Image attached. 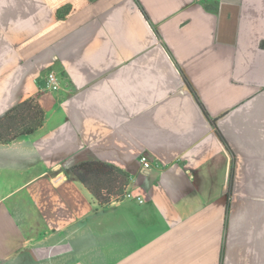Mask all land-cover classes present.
Segmentation results:
<instances>
[{"label":"crops","instance_id":"crops-1","mask_svg":"<svg viewBox=\"0 0 264 264\" xmlns=\"http://www.w3.org/2000/svg\"><path fill=\"white\" fill-rule=\"evenodd\" d=\"M29 99L0 264H264V0H0V118ZM86 162L134 198L99 206Z\"/></svg>","mask_w":264,"mask_h":264},{"label":"trees","instance_id":"trees-1","mask_svg":"<svg viewBox=\"0 0 264 264\" xmlns=\"http://www.w3.org/2000/svg\"><path fill=\"white\" fill-rule=\"evenodd\" d=\"M45 113L35 99H29L0 118V143H9L38 131ZM73 173L90 191L99 206L123 198L131 182L128 172L103 162H86L73 168Z\"/></svg>","mask_w":264,"mask_h":264},{"label":"built area","instance_id":"built-area-1","mask_svg":"<svg viewBox=\"0 0 264 264\" xmlns=\"http://www.w3.org/2000/svg\"><path fill=\"white\" fill-rule=\"evenodd\" d=\"M197 1H200V0H197ZM60 88V85H59V82H58V78L56 76L55 73L51 72L48 74L47 78H46V82H45V85H44V90H49V91H57L58 89ZM141 163L143 164V167L145 169V171H148L150 168H151V162L148 160L147 157L143 156L141 159H140ZM124 198H130V199H133L134 196L129 193V192H126ZM137 200L140 202V203H143L144 201L140 198H137ZM120 201V200H119ZM117 201V202H119Z\"/></svg>","mask_w":264,"mask_h":264},{"label":"rangeland","instance_id":"rangeland-1","mask_svg":"<svg viewBox=\"0 0 264 264\" xmlns=\"http://www.w3.org/2000/svg\"><path fill=\"white\" fill-rule=\"evenodd\" d=\"M122 198H114L113 200H112V202H117V201H119V200H121Z\"/></svg>","mask_w":264,"mask_h":264}]
</instances>
